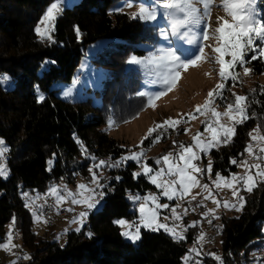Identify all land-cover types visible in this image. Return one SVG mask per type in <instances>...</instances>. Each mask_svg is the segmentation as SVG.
Segmentation results:
<instances>
[{
  "label": "trees",
  "instance_id": "obj_1",
  "mask_svg": "<svg viewBox=\"0 0 264 264\" xmlns=\"http://www.w3.org/2000/svg\"><path fill=\"white\" fill-rule=\"evenodd\" d=\"M117 1L76 0L65 6L55 21L53 40L48 41L38 38L34 29L52 0H0V78H8L0 79V139L6 144L9 167L7 178L0 176V240L14 217L13 233H19L22 248L30 256L16 264H183L182 257L195 242L193 230L181 241L162 230L144 228L135 243L121 235L113 221L136 215L128 195L142 196L150 187L143 175L133 177L137 167L133 162L103 168L105 196L100 208L89 213L79 232L69 231L64 244L36 233L25 207V190L44 191L59 179L72 183L77 176L88 178L91 164L116 161L126 147L100 127L109 119L116 126L128 121L146 106L145 96L137 94L144 85L143 75L136 68H125L124 62L129 54L144 56L145 46L158 44L157 27L116 10ZM104 38L109 39L106 46L92 59L108 66L97 92L99 104L91 105L89 98L76 102L58 98L56 84L69 82L87 46ZM104 53L117 57L103 60ZM249 66L256 75L264 71L261 60H252ZM227 93L225 89V99L232 100ZM253 94L247 113L264 116V95ZM220 102L223 107L224 101ZM260 124L264 129L261 119H247L235 126L231 142L210 150L213 174L229 176L237 171L230 159L242 158L248 133ZM167 139L163 134L161 140ZM151 143L145 140L143 146ZM50 158L53 164L48 168ZM242 196L246 201L242 210L222 214L218 224L223 264H254L255 251L264 242V182L257 181L251 192L242 190ZM200 259L202 264H218L207 254Z\"/></svg>",
  "mask_w": 264,
  "mask_h": 264
},
{
  "label": "snow or ice",
  "instance_id": "obj_2",
  "mask_svg": "<svg viewBox=\"0 0 264 264\" xmlns=\"http://www.w3.org/2000/svg\"><path fill=\"white\" fill-rule=\"evenodd\" d=\"M125 6L131 8L133 6L131 0H126ZM213 6L222 7L225 15L230 17V19L217 17V26L215 28H211L210 23ZM64 7V0H52L34 29L38 38L41 40L47 39L48 41L53 40L52 33L55 31V21L62 14ZM131 16L133 19H139L146 24L158 27L159 35L164 40H168L170 45L166 48H157L155 53H149V56L145 58L148 64L154 65L156 69L154 75L157 79L154 82L163 85V90L158 92L137 93L139 96H147L149 107H155L153 101L176 86L180 79L181 71H187L189 67H195L198 62L208 61L218 65V77L220 80L213 89L207 92L204 102L195 105L192 112L178 114L179 118L168 117L161 122L155 123L154 127L148 129L145 137L141 140V144L148 139H151L152 143L160 142L166 131H178L181 123H188L196 119L195 114L206 117L205 120L201 121V124L204 125V132L209 134V138H204L203 133L197 131L191 137L192 143L187 146L182 142L177 144L176 141H173V146L176 147L177 151H169L156 158L155 165L158 166L157 168L151 167L147 163H141L144 156L143 151L134 152L129 150L128 155L121 156L120 159L113 163L100 160L88 168V172L91 174L90 183L95 187H89L87 184L81 183L77 185L76 191L73 192L64 186L62 194L56 185H52L48 188L45 196L54 197L57 208L69 198L72 205L80 204L84 206L85 210L79 212L70 221V223L78 225L76 231L79 232L89 215V211L96 208L105 196V192L102 190L105 185L101 182L100 176L95 169L102 170L105 167H119L127 161H135L140 165L141 171L133 173V177L136 178L143 174L151 184L162 190L159 195L167 197L168 200L171 201L174 197H179L180 200H183L184 197L190 195L191 200L189 203L196 201L195 207H202L204 206V201L211 200L215 208L207 209V211L203 212L202 215L204 217L218 218L215 216V211L216 208L221 206L229 210H242L246 201L240 194L241 191L251 192L256 187L257 178L264 182V133L261 132V126L257 125L248 133L250 142L245 146L243 153L240 154L243 157L244 153H247L255 162L250 163L246 159L239 161L230 159L231 164L244 169L243 173H232L226 177L220 172H216L215 179L212 180L215 189L229 190L231 197L235 199L236 203H232L228 199L217 198V196L213 195L209 184L201 183L198 178V175L207 173L211 179L213 172L212 162L209 161L206 168H201L194 161H198L201 158V153L208 152L216 144H228L231 142L236 134L235 126L249 119L247 114L248 96L233 92V99L226 100L223 95L225 90L224 82L227 80H239V74L235 72L237 66L243 69L244 75H248L252 71L246 66L250 60H264V9L258 7V0H219V4L216 3V0H151L148 5L140 3L137 6V11L133 12ZM159 19L167 22L170 32L165 27L159 26ZM153 22L157 23L153 24ZM76 31L79 34V30L76 29ZM170 36L175 37V41L170 40ZM210 39H215V46L203 43V41H209ZM182 42L194 45L196 51L189 53L188 50L183 48ZM205 48H210L212 55L206 53ZM156 53L159 54L157 55ZM225 56H230L231 59L226 60ZM128 63L143 65L145 61L132 57ZM0 79L7 80L8 78L5 76ZM262 89H264V86H262ZM65 95H70V92H65ZM42 99L43 96H40L39 100ZM217 100L224 101L225 110L223 112L216 110L214 105ZM222 117H226L229 123H223L221 121ZM113 124L114 121L110 119L109 126ZM183 131L187 134L189 129L184 128ZM3 145L4 141L0 140V157H3L7 151ZM137 147H140V145H137ZM92 159L95 160V157H92ZM49 164H51V161H49ZM0 176H6L3 165H0ZM196 187H199L201 192L207 193V195L202 196L201 200H197V196H200L201 193L191 195V190ZM97 189L101 190L97 191ZM22 195L25 198L28 197V193H22ZM38 199H40L39 194L34 200L27 202L25 207H30ZM129 199L134 203H138L137 211L139 212V217L138 221H127L123 218L113 221L114 224L123 229L121 235L135 242L140 239L141 228L149 231L163 229L176 241L185 239L182 232L176 231L175 227L158 221L159 213L157 210L169 207L168 204L157 203L158 195L153 193L143 196L135 194L130 195ZM149 201L152 202L154 207H148ZM179 207L180 204H177L176 207L171 208V217L164 216L163 220L168 221L170 218L173 221L180 220L181 215L177 212ZM30 210H32L36 222H40L42 219L45 223L47 222L43 218V205H37L36 208L30 207ZM67 211H73V209L68 208ZM187 211L188 209L185 208V215ZM208 222L211 223L212 220L209 219ZM196 223L194 221L186 227H195ZM14 225L15 218L13 217L5 242H0V250L11 251L13 248L19 247L12 242ZM87 235L91 237L92 233L89 232ZM203 239L204 234L201 233L197 237L196 242L200 243ZM192 254H195V258ZM208 255L217 261L218 264H223L220 256L215 253H208ZM201 256L202 253L195 246L189 248L182 257L183 264H189L193 260L194 264H202V260L199 259ZM23 259L28 260L30 256L24 254ZM12 264H16V262L12 261Z\"/></svg>",
  "mask_w": 264,
  "mask_h": 264
},
{
  "label": "rangeland",
  "instance_id": "obj_3",
  "mask_svg": "<svg viewBox=\"0 0 264 264\" xmlns=\"http://www.w3.org/2000/svg\"><path fill=\"white\" fill-rule=\"evenodd\" d=\"M76 1V0H75ZM74 0H64L65 6L71 5L72 2H75ZM133 6L131 8L126 7L125 3L126 0H119L117 1L116 5L114 8L119 11L123 12H130L131 14L133 12L137 11V6L140 3H144L145 5H148L151 3V0H138V1H131ZM51 3V2H50ZM48 4V6L50 5ZM216 3L219 4V0H216ZM264 5V0H258V7L263 9ZM46 6V8L48 7ZM46 8L44 9L43 13L45 12ZM42 13V15H43ZM41 15V16H42ZM40 16V18H41ZM217 17H224L225 19H230V17H227L225 15V12L223 11L222 7H216L213 6L211 10V28H215L217 26L216 24V18ZM40 18L38 19L37 23L39 22ZM157 22H153L155 24ZM158 24L160 27H165L167 31L170 32V29L167 27V22L164 21L163 19L158 20ZM37 26V24H35ZM157 33L159 36V42L158 44L151 46H145L148 52L144 56H139L135 54H129V56L126 58L124 62L125 68H136L138 71H140L143 75L144 79V85L142 86L141 92H147V93H152V92H158L163 90V85L160 83H156L157 77L154 75L156 69L154 65L148 64L147 58L149 56V53H155L157 48L160 47H169V41L164 40L160 35H159V28L157 27ZM210 35H211V29H210ZM170 40L175 41V37H169ZM109 39H99L90 45L87 46V48L84 51V54L82 55L80 62L75 74L73 75L72 79L69 82H58L56 84V88L58 90L55 91V95L63 100H71V101H81L85 100L86 98L90 99L91 105H98L100 98L99 94L97 93L99 89L101 88V81L104 79V77L107 74L108 66L106 65H101V64H96L92 61V59L96 58L97 53L102 50ZM205 44H211L213 46L216 45L215 39H210L209 41H203ZM182 46L184 49L188 50L189 53L195 52L196 47L194 45H189L186 42H182ZM205 52L208 53L209 55H212L210 48H205ZM157 55L159 53H156ZM101 57L103 60H114L117 57V54H109V53H104L101 54ZM136 57L137 59L144 60L145 63L143 65H132L129 64L128 61L130 58ZM225 59H231L230 56H225ZM252 60H250L251 62ZM264 64V60H261ZM250 62L246 65L251 69L249 66ZM235 72L239 74V80L238 81H231L227 83L225 81V89L228 91L227 98H233L232 93L235 92L239 95H245L246 93H250L249 97H252L254 94V91H257L258 94H263L264 95V89H262V86H264V71L261 74H254L253 70L251 71L250 74L244 75L243 69L239 66L235 69ZM206 73H208L206 75ZM220 82L219 77H218V65H216L213 62H208V61H201L198 62L195 67H189L187 71H181L180 74V79L178 80L176 86L169 92H166L165 95L159 97L158 99H155L153 101L155 107H149L148 102H147V96L146 98V106L144 109L136 115V117L125 121L123 123L116 125L109 126V120L106 121L105 124H103L100 128L109 136L121 141V145L126 147V150L122 153L121 156L123 155H128L129 150L131 151H143L144 156L141 160V163H147L149 166L157 168L158 166L155 165V159L160 157L163 154H166L169 151L176 152L177 149L176 147L173 146V141H176L177 144L182 142L186 146L192 143L191 137L197 132L200 131L203 133L204 138H209V134L204 132V125L201 124L202 120H205L206 117L195 114L196 119L189 121L188 123H181L179 125V128H181L178 131H173V130H168L166 131L165 137L168 138L167 140H161L158 143H151L148 147H144L143 144H141V140L143 137H145L147 131L149 128L154 127L155 123L163 121L165 118L172 117V118H179L178 114L182 113H189L192 112L194 109V106L197 104H202L205 100V97L207 95V92L211 89H213L216 84ZM235 85V86H233ZM252 90V92H250ZM65 92H70V95L66 96ZM39 96H41L40 93H38ZM226 98V97H225ZM231 100V99H230ZM220 100H217L215 103L216 110L219 112H223L225 110L224 106L219 104ZM221 103V102H220ZM248 114V113H247ZM256 114H248L249 119L251 117H255V119H261L262 123H264V116L257 117ZM187 119V117H185ZM221 121L225 124L229 123L226 117H222ZM263 124H260L262 127ZM257 127V126H255ZM254 127V128H255ZM184 128H188L189 131L187 134L183 131ZM253 128V129H254ZM262 130L264 132V129L262 127ZM2 140V139H0ZM250 142V140H249ZM255 143V142H254ZM137 145H140V147H137ZM224 145L223 143H218L213 148H218L220 146ZM3 147L6 148V144L4 142ZM210 150L206 153H201L200 156L201 158L197 161H194L199 167L201 168H206L208 162L210 161ZM120 156V157H121ZM117 158L116 160L120 159ZM2 157H0L1 160ZM241 159H246L250 163H254L255 161L252 160L251 157L247 155V153H244V156ZM240 159V160H241ZM49 161H51V164H49ZM100 161V160H99ZM97 161L96 163H98ZM128 162H133L137 165L136 169L133 171L135 172H140L141 168L140 165L137 164L135 161H127L125 163H122L120 166H124ZM112 163V162H111ZM53 164V158L48 159V168H51ZM0 165H3L6 171V176H1L2 178H7L9 175V167L7 162H1ZM93 164H91L89 167H91ZM95 171L98 172L100 179L103 176V169H95ZM244 171L243 168L237 167V171L235 172L236 174H242ZM88 178H84L82 176H77L76 179L72 183H68L65 181V179H59L56 182H53V184H50L45 191L47 192L48 188L52 185H56L62 192L63 194V188L64 186L67 187V189L75 192L76 187L78 184L84 183L87 184L89 187H95L94 185H91L90 180H91V174L88 172ZM143 175V174H142ZM144 176V175H143ZM145 180L150 184V187L144 192L145 194L148 193H153L158 195L159 199L157 203L160 204H168V208H162L158 209V221L159 222H165L169 226L175 227V230L178 232H182V234L185 236V234L189 230L195 231V242L192 244V247H196L200 252L202 253V256L208 253H215L216 255H220V236H221V229L218 228V224L220 222V217L222 214L224 215H231V214H236L235 209H224L222 206L219 208H216L215 211V216L218 218L212 219L211 216L209 217H204L202 215L203 212L207 211V209H212L215 208V205L211 202V200H206L204 201V206L202 207H195L196 201H189L191 200V196H186L184 197L183 200H180L179 197H174L173 200H168L167 197L159 195V193L162 191L161 189H157L155 185L151 184L146 176ZM227 177V176H226ZM198 178L200 179L201 183H208L210 188L213 191V195L217 196V198H223V199H228L232 203H236L235 199L231 197V193L227 189H222V190H217L215 189L214 185L212 184V180L215 179V174H211V179L209 178L208 174L205 173L204 175H198ZM257 181H261L259 178H257ZM101 189H97V191H100ZM23 193H28V197L25 199V203L34 200V198L39 194L40 199L35 200L33 204L30 205L31 208H36L37 205H42L43 199L42 197V191L34 190L32 192L25 190ZM196 193H201L200 196H197V200H201L202 196L207 195L206 192H201V189L199 187L193 188L191 190V195H195ZM143 194V195H145ZM242 195V191L240 193ZM130 195H135V194H129L128 199ZM142 195V196H143ZM25 198V197H24ZM55 200V198H54ZM70 198L64 202L60 208H72L73 211L76 212L74 216H76L79 212L85 210L83 205L77 204V205H72L71 202H69ZM130 200V199H129ZM130 208L131 210L136 212V215L131 217V218H123L127 221H133L137 220L139 217V212L137 211L138 208V203H134L132 200H130ZM177 204H180V207L177 208V212L181 215V219L178 221H173L171 218L168 221H164L163 217L164 216H169L171 217V208L176 207ZM100 204L89 211L94 212L98 208H100ZM30 207H27L30 210ZM148 207H154L151 201L148 202ZM187 208V214H184V209ZM194 208V210H193ZM31 216H32V227L33 230L40 234V235H45L48 238H54L57 240L60 244H64L66 240V234L69 232L68 230L73 229L76 230L78 227L77 224L70 223V221L73 219L74 216H60V215H53V219H49L48 222H44L43 219L40 222H36L33 217V212L30 210ZM46 219L45 217H43ZM56 218V219H55ZM88 217L86 218L85 222L87 221ZM209 219L212 220L211 223L215 224L216 228H209L208 227V221ZM47 221V220H46ZM197 222L195 227H186L192 222ZM84 222V223H85ZM11 224V223H10ZM5 225V231L6 234L9 232V225ZM121 231L123 230L120 227ZM186 229V230H185ZM67 230L68 232H66ZM164 231L163 229H160ZM262 231L264 232V223L262 225ZM166 233V232H165ZM204 234V239L202 242L197 243V237L200 236V234ZM221 233V234H220ZM6 234L4 235V238L0 240V242H5ZM214 235L212 240H208L206 237L207 235ZM217 234V236H216ZM220 235V236H219ZM124 237V236H123ZM19 233L14 231L13 235V243L15 245H18L19 247L13 248L15 250L21 249L23 252V255L26 254L25 249L22 248L21 244V239ZM127 241L135 243L126 237H124ZM191 247V248H192ZM257 250V249H256ZM9 251L5 250H0V264L3 263H9L6 261V253ZM255 254L257 256V253L255 251ZM201 258V257H200ZM258 259V257H257ZM254 264H260L259 261L255 260L253 262Z\"/></svg>",
  "mask_w": 264,
  "mask_h": 264
},
{
  "label": "built area",
  "instance_id": "obj_4",
  "mask_svg": "<svg viewBox=\"0 0 264 264\" xmlns=\"http://www.w3.org/2000/svg\"><path fill=\"white\" fill-rule=\"evenodd\" d=\"M2 158H4V160H5V156H3ZM42 192L44 195L43 198H45V206L43 207V210H42L43 211V217L46 218L48 223H49V216H51V215L74 216L76 214L75 211H67L68 208H66V207L57 208V206L55 205L54 197L45 196V194H46L45 190ZM208 227L218 229L217 227H215L214 223H208ZM210 236H212V235L208 234L206 238H210ZM259 251L261 254V260H262V262H264V245H259ZM192 255L195 258V254H192ZM23 260L24 259H23L22 255H15V249H12L8 253H6V261L7 262H12V261L22 262ZM189 264H194V260L190 261Z\"/></svg>",
  "mask_w": 264,
  "mask_h": 264
},
{
  "label": "bare ground",
  "instance_id": "obj_5",
  "mask_svg": "<svg viewBox=\"0 0 264 264\" xmlns=\"http://www.w3.org/2000/svg\"><path fill=\"white\" fill-rule=\"evenodd\" d=\"M4 156H5V160H4V158H1V161H2V162H6V160H7V154H6V153L4 154ZM197 162H199V161H197ZM43 197H44V195H43V192H42V197H41V198L43 199V201H42V205H43V207H44V206H45V198H43ZM52 216H53V215L49 216V219H50V220L53 219ZM55 219H56V218H55ZM220 234H221V233H220ZM13 235H14V233H13ZM213 236H214V235L210 236V238H207V239H208V240H212ZM216 236H217V234H216ZM219 236H220V235H219ZM260 245H264V242H262ZM256 252H257V256H258V261H259V263H260V264H264V262H262V260H261V254H260V251H259V246H258ZM15 255H23V252L21 251V249H19V250H15Z\"/></svg>",
  "mask_w": 264,
  "mask_h": 264
},
{
  "label": "crops",
  "instance_id": "obj_6",
  "mask_svg": "<svg viewBox=\"0 0 264 264\" xmlns=\"http://www.w3.org/2000/svg\"><path fill=\"white\" fill-rule=\"evenodd\" d=\"M69 202H70V200H69ZM71 230H73V229H70V230H68V231H71ZM68 231H66V232H68Z\"/></svg>",
  "mask_w": 264,
  "mask_h": 264
}]
</instances>
